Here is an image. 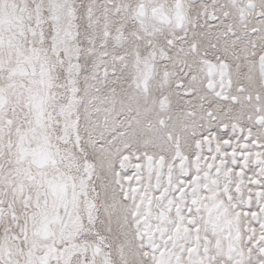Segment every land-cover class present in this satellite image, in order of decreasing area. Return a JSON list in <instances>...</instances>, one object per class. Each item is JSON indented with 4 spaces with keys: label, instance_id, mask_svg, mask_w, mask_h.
Wrapping results in <instances>:
<instances>
[{
    "label": "snow or ice",
    "instance_id": "obj_1",
    "mask_svg": "<svg viewBox=\"0 0 264 264\" xmlns=\"http://www.w3.org/2000/svg\"><path fill=\"white\" fill-rule=\"evenodd\" d=\"M0 264H264V0H0Z\"/></svg>",
    "mask_w": 264,
    "mask_h": 264
}]
</instances>
